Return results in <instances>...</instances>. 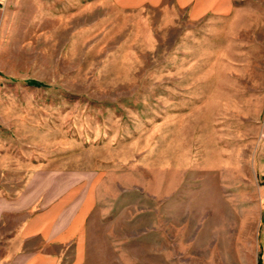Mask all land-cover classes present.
Here are the masks:
<instances>
[{
  "label": "rangeland",
  "instance_id": "1",
  "mask_svg": "<svg viewBox=\"0 0 264 264\" xmlns=\"http://www.w3.org/2000/svg\"><path fill=\"white\" fill-rule=\"evenodd\" d=\"M42 251L264 264V0H0V264Z\"/></svg>",
  "mask_w": 264,
  "mask_h": 264
},
{
  "label": "crops",
  "instance_id": "2",
  "mask_svg": "<svg viewBox=\"0 0 264 264\" xmlns=\"http://www.w3.org/2000/svg\"><path fill=\"white\" fill-rule=\"evenodd\" d=\"M197 9L194 10L197 13ZM62 208V207H61ZM58 209L57 207L48 210V214H51V218L45 220H35L30 219L28 223L27 236L40 235L44 239V247L58 240L66 239L69 230L75 226V224L81 221L84 215V211L80 210L74 220L68 218L66 209ZM56 259L54 255L50 252H40L39 254H34L29 257V259L24 261V264H54Z\"/></svg>",
  "mask_w": 264,
  "mask_h": 264
},
{
  "label": "trees",
  "instance_id": "3",
  "mask_svg": "<svg viewBox=\"0 0 264 264\" xmlns=\"http://www.w3.org/2000/svg\"><path fill=\"white\" fill-rule=\"evenodd\" d=\"M31 82L33 83L34 81H31ZM259 261H260V260H259ZM259 261H258V262H259Z\"/></svg>",
  "mask_w": 264,
  "mask_h": 264
},
{
  "label": "bare ground",
  "instance_id": "4",
  "mask_svg": "<svg viewBox=\"0 0 264 264\" xmlns=\"http://www.w3.org/2000/svg\"><path fill=\"white\" fill-rule=\"evenodd\" d=\"M63 138V137H62ZM64 140V139H63Z\"/></svg>",
  "mask_w": 264,
  "mask_h": 264
}]
</instances>
